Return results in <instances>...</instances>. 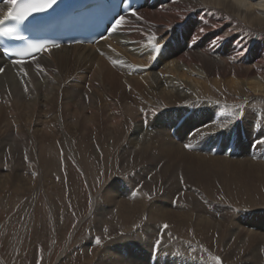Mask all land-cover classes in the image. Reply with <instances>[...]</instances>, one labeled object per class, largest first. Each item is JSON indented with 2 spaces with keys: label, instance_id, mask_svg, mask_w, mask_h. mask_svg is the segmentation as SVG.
Wrapping results in <instances>:
<instances>
[{
  "label": "bare ground",
  "instance_id": "6f19581e",
  "mask_svg": "<svg viewBox=\"0 0 264 264\" xmlns=\"http://www.w3.org/2000/svg\"><path fill=\"white\" fill-rule=\"evenodd\" d=\"M159 4L141 7L136 12L141 17L139 20L132 15L125 17L119 30L98 46L99 53L91 47L72 46L42 53L23 65L4 64L0 59V66H5L0 74V123L4 118L10 124L5 119L6 115L23 114L24 122L31 126L34 117L41 113L52 117L47 121L49 127L46 126L48 132L52 129L51 132L55 133L54 144L51 142L45 150L48 141L38 134L34 126L25 128L24 125L16 129V133L9 130L10 133L0 142V150L7 146L10 154L14 155L20 146L31 152L40 143L44 148L41 162L45 160V167L58 170L60 153L82 157L84 163L91 159L92 163L98 164L100 161L96 157L99 152H94V149L101 147L104 160L114 164L116 171L131 168L134 177L151 175V183L145 181L141 186L144 193H151L152 196L165 194L149 205L145 194H123L125 187L106 183L100 189V200L114 207L122 226L135 222L146 212L145 233L149 229L148 224L155 223L162 227L167 225L165 234L195 226L196 231L205 237L213 233L211 220L200 215L194 217L196 214L193 215V211H201V207L195 202V195L191 198L190 194L183 196L184 193L179 191V179L185 182L187 178L188 186L201 189L202 195L216 193L214 185L217 184L218 173L222 189L228 191L233 186L237 191L234 195L236 199L240 196L252 200L264 189V160L259 156L257 159L250 157L253 153H264V146L249 150L241 137L234 136L238 143L233 147L237 150H234L235 154L220 156V148L216 150L218 140L223 138L220 133H231L237 122H241L240 128L246 125L250 136L259 127L264 132V109L256 114L246 107L247 101L230 103L232 98H228L264 99V75L261 73L264 71V39L259 42L255 36L264 38V0H159ZM257 6L263 11L256 13L253 9ZM7 8L0 6V19ZM237 17L247 26H242ZM180 30L181 40L176 39ZM171 38L172 43L166 41ZM157 43L159 49L166 47L165 54L154 67H150L157 53ZM134 70L138 71L133 74ZM117 81L122 87L131 88L142 102L146 100L150 110L159 113L145 110L142 118L128 121L113 93ZM222 97L226 101L225 106L219 103ZM183 104H187V110L192 111V108L197 111L195 121L184 118L186 113L162 111ZM69 112L79 115L85 124L98 123L100 120L97 119L107 114L105 122L116 127L117 131H114L115 128L112 132L106 129L102 138L99 131L95 133L91 145L84 144L82 133H79L81 122L74 121L72 126L67 127L60 122V114L68 115ZM223 112L226 116L220 117ZM171 129L178 141L171 137ZM260 139L264 140V134L259 135ZM3 179H11L16 190H27V187L24 189L28 185L25 180L17 185L21 180L19 175H7ZM128 179L130 184L132 180ZM176 193L181 196V201L177 199L182 205L172 208L171 199ZM99 211L100 215L102 211ZM106 215H111V212H105ZM255 221V233L264 234L259 231L264 226V218H255ZM126 232L113 238L111 245H105L97 255V264H208L198 260L201 254L186 251L187 248L181 252L179 242L168 247L161 243L153 250L152 240L128 230ZM251 238H248L250 245L264 237ZM260 243L264 245L262 240Z\"/></svg>",
  "mask_w": 264,
  "mask_h": 264
},
{
  "label": "rangeland",
  "instance_id": "374dc122",
  "mask_svg": "<svg viewBox=\"0 0 264 264\" xmlns=\"http://www.w3.org/2000/svg\"><path fill=\"white\" fill-rule=\"evenodd\" d=\"M253 10H255L256 13H259L258 11L261 10V8H258L257 6L254 7ZM237 18L239 21L242 20L239 17ZM241 24H243L242 26H247L246 22L241 21ZM235 30L238 31L237 29ZM255 36L258 37L257 39L259 42L264 39L259 35ZM109 68L113 70L112 65H110ZM261 73L264 75V71H261ZM116 86V90H114L113 93L115 92L114 95L115 98H118L117 100H119L118 103L121 112L128 121L135 122L142 118V115H145V110H149L152 114L153 112L156 114L159 113L150 110V104L146 100L145 103L142 102L140 97L135 94L131 88L122 87L123 85L120 81H117ZM149 98L150 97H148V99ZM228 98H232V100L229 99L231 100L230 103H235V101H247L246 107L252 112L255 111L254 113L256 114H259V111L264 109V99L260 97H251L252 99L249 98V101L239 96H231ZM219 103L223 106L226 105V101H224L223 97ZM186 105L187 104L177 105L176 108H167L162 111L172 114H175L173 113L174 111L177 113H186L185 117L188 116L186 117L188 120L192 119L195 121L198 114L197 111H193L192 108V111L187 110L188 107L186 108ZM161 108L165 107L161 106ZM38 114L39 115L34 117V122L33 120L31 121V126L29 123L27 124L24 122L25 117L23 114H21L22 116L6 115L7 118L5 119H7L10 124H8L6 120L4 121V118L1 121L0 142L2 138L11 131L16 133L19 127L22 128L26 125L25 128L27 126L32 128L34 126V128L38 130V134L42 135L46 142L48 141L44 146L46 150V148L53 143L55 137L53 135L55 133L51 132L52 129L48 132L49 126L47 121H49L48 119L51 120L52 117L41 113ZM69 114H60V122L64 125L66 124L65 127L72 126L75 123L74 121L81 122L80 124L82 128H79V133H82L80 135L82 136V140H84V144L91 145L90 142L94 136L96 137V134H98L99 131L101 132V134H99L101 138L105 134L104 132L108 129H110L108 131H111L115 128L114 131H117L116 127H112L109 123L105 122L107 114L102 118L97 119L100 120L98 123L90 122L91 124H85L79 115H75L71 112H69ZM224 115L225 112H223V115H220V117H223ZM19 116L21 117L18 119ZM134 125L135 124L132 126ZM235 125L237 127L233 129V132L236 133V131L238 132L241 130L239 134L245 135L244 138L241 139L246 143L245 145L248 149L253 141L255 142L254 149L264 146V144H258V141L263 140H259V135L264 134V132H261L260 127L256 128V132H253L252 136H250V132L247 131L246 125L244 126L242 124L243 127L241 128V122H237ZM43 126L44 128L42 129ZM253 128H255V126H253ZM219 130L221 131L222 128L220 127ZM3 132L5 134L4 136ZM227 133L231 135L230 132H221L220 134H223L221 135L223 137L228 135ZM254 133L256 137H253ZM236 137L239 138L240 136L238 137L236 135ZM221 141L222 143L218 146L220 148V156L227 154V152H225L228 150L227 148L231 149V155L237 152L236 148H233L238 145L236 138H233V142L231 143V140H226L225 137L221 138ZM41 145L39 143L31 150V152L30 149H22L20 146L17 150L19 153L16 152V155L14 154L16 157L12 153L10 154L11 151L9 147L7 149V146L5 147L6 149L4 148L3 150H0V176L2 177H0V264H97V255L105 245H111L110 243L114 242L113 238L119 237L121 234L125 235L127 230L135 234L137 233V235L141 234L142 238L150 239L154 244L156 240H160L161 243L166 244V247L170 246L172 243L179 242L181 243L180 246H182L180 248L181 252H184L187 248L186 251L189 250V252L197 255L201 254L198 260L202 261V263L217 264V258H219L220 264H264V245L260 243L261 240L264 242V238L257 240L258 242L252 245L249 244L250 240L248 241V238L252 239V236L257 239L264 237V234L259 232H257V234L255 233V218H264V189L260 190V192L254 196V199H252L254 201H252L251 198H240L238 194L237 196L239 198L236 199V196L234 195H236L235 192L237 191L233 189V186H231V190L228 189V191H230L229 193L227 190H223L220 185V173H218L216 177L217 184L214 183V187L216 186V193L212 192L213 194L211 195H202L201 189L194 186L190 188L187 183V178H185V182L182 179H179V182L181 183L179 187L181 190L179 191L184 193L183 196L190 194L189 196L191 198L194 195L198 198L197 199L194 196L196 199L195 202L201 207V211H193V215L196 214L194 217L200 215L203 219L211 220L210 224L214 227V230L212 229L213 233L211 232L204 237L196 231L195 226H191L176 233L175 231H172L170 234H165L167 231L165 230L166 228L155 223H149V229L145 233L144 228L147 223L146 212L135 222L133 221V223L130 222L129 224H126V227L122 226L118 222L119 220L117 219L114 207L106 204L103 200L101 201V195L99 194H101L100 189H103L104 186L112 182L125 187L126 190L123 194H131V196L140 193L145 194L144 197L150 205L153 202H157L160 197L165 195L159 193L158 196H152L151 193L150 195L144 193L143 187L141 186L145 181L151 183V175H146V177H134L135 174L130 172L131 168H121L123 170L119 169L116 171L114 164L104 160V153L101 147H99L100 149L98 147H95L94 149V152H99L96 157L100 161L98 164L92 163L91 159H89L90 161L84 160V163L82 157H71V155L68 154L65 156L66 153H60L58 155L60 156L58 158L60 161L58 163V170H51L50 168L45 167V164H47L45 160L43 163L41 162L44 158V148L42 149ZM182 148L184 151H187L184 145H182ZM38 149L39 151H37ZM35 153L37 154L35 155ZM259 154L262 155L260 156ZM258 156L264 160V153H253L250 155L252 159H257ZM10 173L12 175H19L21 180H18L17 185L19 182L23 183L24 180L28 182V185L26 184L24 188L26 189L27 187L25 192L23 189H17L19 190L17 191L16 188L13 187V184H11V179L4 181L3 177L7 175L12 176ZM136 177L138 178L136 179ZM128 178L132 180L130 184ZM213 181L214 179L211 180V183H213ZM127 184H129V186ZM227 184L230 186L229 182H227ZM129 188H132V193ZM21 190L23 192H21ZM180 197L181 196L176 193L172 198L173 200L171 199L172 208H174L175 205H178V207L182 205L179 202ZM250 202L252 203L250 204ZM167 205H169V202ZM96 208L98 210H96ZM99 210L102 211V215H99ZM104 211L108 212V214L111 212V215H106L105 217ZM96 213L97 215H95ZM232 226L233 229L231 228ZM105 229H107V231H105ZM259 231L264 232V226L261 227ZM142 232L144 233L143 235ZM245 235H247L248 238ZM96 238H100L101 240L99 245L95 242ZM182 248H184V250Z\"/></svg>",
  "mask_w": 264,
  "mask_h": 264
},
{
  "label": "snow or ice",
  "instance_id": "6c2138e0",
  "mask_svg": "<svg viewBox=\"0 0 264 264\" xmlns=\"http://www.w3.org/2000/svg\"><path fill=\"white\" fill-rule=\"evenodd\" d=\"M6 4H10L11 7L8 8L7 12L3 15V18L0 19V24H4L6 21H16L23 22L28 16H31L33 13L43 12L45 9L51 8L56 0H38V2H29V3H18V0H4ZM132 16H135L137 20L141 19L135 11L131 12ZM125 17L121 16L119 19L115 20V23L112 24L111 31L116 32L119 30V27L124 23ZM202 31V30H201ZM10 31L7 29H0V36L10 35ZM20 38V37H18ZM31 49L39 50L43 49L44 45H29ZM157 50H159V45H156ZM14 63H20V61H14ZM43 69H41L42 71ZM0 71H3L0 68ZM23 71V69H21ZM260 144H264V140L258 141ZM165 228L167 225L164 226ZM107 231V229H105ZM96 244L101 243L100 238H96ZM161 243L160 240L155 241V245L159 246ZM217 264H220L219 258H217Z\"/></svg>",
  "mask_w": 264,
  "mask_h": 264
}]
</instances>
